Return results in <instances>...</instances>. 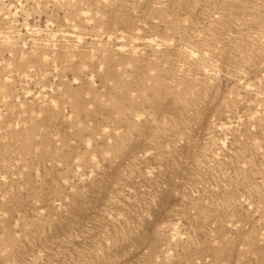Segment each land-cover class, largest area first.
Wrapping results in <instances>:
<instances>
[{"label":"rangeland","instance_id":"374dc122","mask_svg":"<svg viewBox=\"0 0 264 264\" xmlns=\"http://www.w3.org/2000/svg\"><path fill=\"white\" fill-rule=\"evenodd\" d=\"M0 264H264V0H0Z\"/></svg>","mask_w":264,"mask_h":264}]
</instances>
